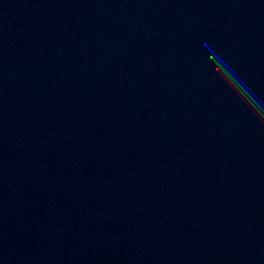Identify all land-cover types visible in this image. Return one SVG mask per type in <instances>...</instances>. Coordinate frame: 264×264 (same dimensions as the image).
I'll return each instance as SVG.
<instances>
[{
    "label": "water",
    "instance_id": "obj_1",
    "mask_svg": "<svg viewBox=\"0 0 264 264\" xmlns=\"http://www.w3.org/2000/svg\"><path fill=\"white\" fill-rule=\"evenodd\" d=\"M264 0H0V264H264Z\"/></svg>",
    "mask_w": 264,
    "mask_h": 264
},
{
    "label": "clouds",
    "instance_id": "obj_2",
    "mask_svg": "<svg viewBox=\"0 0 264 264\" xmlns=\"http://www.w3.org/2000/svg\"><path fill=\"white\" fill-rule=\"evenodd\" d=\"M226 80L227 92L231 94L229 97L251 117L261 118V114L264 113V103L252 94L232 72L226 74Z\"/></svg>",
    "mask_w": 264,
    "mask_h": 264
}]
</instances>
